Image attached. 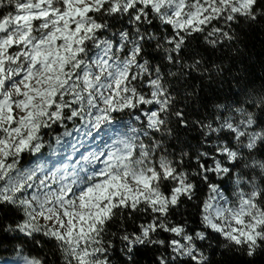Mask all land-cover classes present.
<instances>
[{"label": "snow or ice", "instance_id": "6c2138e0", "mask_svg": "<svg viewBox=\"0 0 264 264\" xmlns=\"http://www.w3.org/2000/svg\"><path fill=\"white\" fill-rule=\"evenodd\" d=\"M0 9H10L0 15V236L20 241L0 264H50L31 254L38 235L62 264H139L144 252L152 264H212L205 249L217 237L248 258L264 253V93L192 119V93L176 87L222 71L193 42L231 43L235 25L264 21V0H0ZM54 126L65 131L46 144L42 129ZM73 132L68 163L50 169L42 149L56 155ZM190 132L195 148L181 139ZM188 202L197 227L173 219Z\"/></svg>", "mask_w": 264, "mask_h": 264}, {"label": "trees", "instance_id": "16d2710c", "mask_svg": "<svg viewBox=\"0 0 264 264\" xmlns=\"http://www.w3.org/2000/svg\"><path fill=\"white\" fill-rule=\"evenodd\" d=\"M9 10L0 9V15L6 14ZM233 34L235 39L231 43L215 51H205L202 43L197 45L195 41L193 42V49L199 48V54L204 57L208 64L218 65L222 71L214 75L211 80L196 77L189 78L187 81L182 82V85H176V87L181 88L182 93L185 89L192 93L184 101L187 105L185 110L189 112L192 119L207 115L216 103L231 104L237 100L243 102L248 97L264 93V21L251 24L247 21H242L239 25L234 26ZM213 73H215V67L213 68ZM122 115L120 114L119 116ZM79 123V121H76L77 125ZM68 127L73 128V124L69 123ZM63 132L64 128L59 126H54L51 130L42 129L46 144L52 135H59ZM181 133H183V130H181ZM197 135V132H190L187 135H182L181 139L195 148L197 140L193 139V137ZM177 147H183V144L177 143ZM42 152L44 156H48L49 149L45 147ZM34 160L35 157L25 154L20 166L26 167ZM201 188L205 190L198 193L200 199L196 202L197 205L207 195L206 187L201 185ZM182 212L183 217L177 214L173 219L177 221L189 219L196 221L191 227L198 226V206H193L191 202H188ZM145 219L146 217L139 215L136 223H141ZM124 223L127 225L132 223V221L125 219ZM118 229L119 224H113L110 227V233L117 232ZM37 239L42 242V247H34L31 254L40 255L41 258L47 259L50 264H62V261L58 260L59 254L52 243H43L46 240L43 236L38 235ZM0 241H2L0 259H14L13 251L20 245V241L11 238L4 239L2 236H0ZM30 247H32L30 244H25V251L28 252ZM205 251L209 255L212 264H248L250 259L254 261V264H264V253H258L255 257L248 258L243 254L226 248L219 237L212 240L211 247L206 248ZM137 259L139 264H152L154 256L150 252H144Z\"/></svg>", "mask_w": 264, "mask_h": 264}, {"label": "rangeland", "instance_id": "374dc122", "mask_svg": "<svg viewBox=\"0 0 264 264\" xmlns=\"http://www.w3.org/2000/svg\"><path fill=\"white\" fill-rule=\"evenodd\" d=\"M16 112H18V110H15V109H14V113H16ZM117 118H118V119H124V120H127V119H128V117H127L126 115H122V116H119V115H118ZM137 126H139V125H137ZM72 129H73V128L68 127V130H69V131H72ZM64 131H65V129H64ZM50 138H51V137H50ZM50 138L48 139V141L50 140ZM79 138H80V134L73 132V135H72L71 137H65V138H64L65 146L62 148L61 151H59V152H58L56 155H54V156H50L49 154H48V156H45V157L47 158V160H48L49 168H50V169L52 168V166H53L54 164L57 165V166H59V165H61V164H63V163H68V159H67V157H68V154L71 152V148L67 146V145H68V142H69V141H78ZM52 143H53V145H55V142H54V141H53ZM31 164H32V163H30V164H29L28 166H26V167L31 166ZM40 223L43 225V224H45L46 222L43 221V220H41Z\"/></svg>", "mask_w": 264, "mask_h": 264}]
</instances>
